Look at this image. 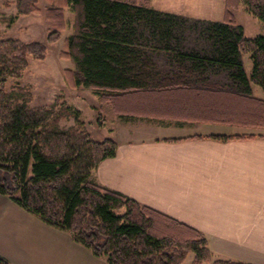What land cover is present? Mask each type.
I'll use <instances>...</instances> for the list:
<instances>
[{"label": "trees", "instance_id": "trees-1", "mask_svg": "<svg viewBox=\"0 0 264 264\" xmlns=\"http://www.w3.org/2000/svg\"><path fill=\"white\" fill-rule=\"evenodd\" d=\"M46 18L58 42L73 33L61 57L73 88L96 91L103 104L124 120L210 124L264 130V37L245 36L232 13L241 2L264 22V0H225L224 20L196 19L159 11L151 0H47ZM38 0H17L18 15L39 11ZM52 6V7H51ZM250 55L249 75L244 56ZM47 46L5 38L0 33V196L8 197L43 223L108 264H247L214 259L207 237L197 229L101 186L94 171L115 157L118 144L97 141L78 113L58 99L32 107L23 89L8 92L30 60L42 61ZM99 112V127H103ZM77 123L62 129L69 118ZM263 135H211L221 142ZM201 138V137H198ZM184 139H164L179 142ZM0 264L9 262L0 256Z\"/></svg>", "mask_w": 264, "mask_h": 264}, {"label": "crops", "instance_id": "crops-1", "mask_svg": "<svg viewBox=\"0 0 264 264\" xmlns=\"http://www.w3.org/2000/svg\"><path fill=\"white\" fill-rule=\"evenodd\" d=\"M120 119L112 129L116 155L93 179L197 229L214 259L264 264V130L237 132L242 127L190 118ZM138 123L141 128L132 127ZM248 134L263 137L207 138ZM0 256L9 264H108L6 196H0Z\"/></svg>", "mask_w": 264, "mask_h": 264}, {"label": "rangeland", "instance_id": "rangeland-1", "mask_svg": "<svg viewBox=\"0 0 264 264\" xmlns=\"http://www.w3.org/2000/svg\"><path fill=\"white\" fill-rule=\"evenodd\" d=\"M16 2L17 0H0V33L5 38L40 42L47 46L48 56L42 61L31 59L29 68L20 80L9 79L5 82L6 90L12 92L23 89L28 92L32 107L51 106L60 99L59 104L65 103L78 113V120L83 123L92 138L103 141L114 137L113 124L117 123L120 117L113 113L109 105L101 102L96 91L82 87L73 88L65 73L66 70H74V64L61 57L65 41L73 33L74 17L70 9H65L68 24L66 30L61 33V39L50 44L48 37L57 28L46 18V10L50 7L48 1L38 0L39 11L30 15H18ZM151 7L163 12L220 22L224 20L225 15V0H151ZM232 13L237 24L244 27L247 38L264 37V22L252 15L244 2H241L237 9L234 8ZM244 62L246 71L250 75L253 67L250 55L244 56ZM254 96L264 100L263 90L254 86ZM99 112H102L103 127L98 125ZM76 123V118L72 117L61 121L60 127L69 129ZM139 124H134L132 127L141 128ZM239 130L255 131L246 128L235 129L237 132ZM193 257L190 255L185 264H191Z\"/></svg>", "mask_w": 264, "mask_h": 264}]
</instances>
